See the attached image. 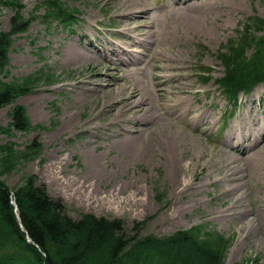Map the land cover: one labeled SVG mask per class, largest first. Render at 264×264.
Returning <instances> with one entry per match:
<instances>
[{"label": "rangeland", "instance_id": "rangeland-1", "mask_svg": "<svg viewBox=\"0 0 264 264\" xmlns=\"http://www.w3.org/2000/svg\"><path fill=\"white\" fill-rule=\"evenodd\" d=\"M41 0H23L22 13L29 16L43 11L35 6ZM70 7L81 12L74 32L55 26L52 35L44 28L41 19H32L27 33L14 37L9 68L12 76L19 78L36 71L47 64L45 71L53 73L52 81L39 82L34 92L19 96L15 103L26 107L32 124H43L29 132H14L8 137L0 133V144L13 142L17 150L35 141L40 147L39 158L20 162L16 169L4 178L10 188L16 186L24 176L35 175L44 183L53 198L61 199L64 212L72 218H79L89 212L108 219H120L125 223L127 233L133 235H168L178 228H187L195 223L209 222L210 226L225 236L234 235L227 255V263L243 257L260 256L264 264V158L256 162L245 155L221 151L219 139L235 124L249 120L258 114L259 131L264 116V84L256 88L250 96L240 97L237 115L229 118L230 105L215 87V83L205 81L199 70L210 68L213 77L223 71L215 51L228 39L236 36L242 20L250 15L264 16L262 0H238L241 8L231 15L218 14L215 23H223V28L204 34L187 31L180 20L171 18L169 27L161 25L163 5L167 0H148L154 10L151 20L155 23L154 35L147 36V43L137 46L128 44L132 53H114L118 58L134 60L143 68L144 81H148L150 65L158 55H166L168 49H175L182 55V65L187 68L191 87L185 95L198 111L213 112L216 122L204 134L193 129L195 115L187 114L173 118L160 107L145 108L139 116L146 123L137 125L132 136L120 134L124 115L108 112V106L99 107L103 99L108 100L106 87L110 77L107 74L109 62L101 56H92L90 50H78L77 44L88 47L93 42L99 47L109 44L116 48L123 40L117 29H106L113 22L110 0H63ZM13 11L0 6V30H6ZM99 19L98 21H96ZM209 19H212L210 17ZM213 20V19H212ZM137 20L135 24L141 25ZM73 33V34H72ZM52 39L54 41H52ZM30 41H33L32 45ZM57 42V43H56ZM54 51L52 47H56ZM206 51L203 54V49ZM44 47L39 53L36 49ZM79 51L77 57L71 51ZM34 50V53L30 52ZM43 57V58H41ZM124 69L121 70L124 73ZM131 89L141 91V79L132 72ZM170 84L166 85L168 90ZM214 95L213 106L209 100ZM197 98V101H196ZM255 105L248 113V101ZM12 105L0 109V124L9 121L8 111ZM220 121L227 122L222 130H216ZM169 120V134L160 128ZM130 122H134L131 119ZM119 124H121L119 126ZM145 137L147 139H145ZM181 137L184 152L179 155L174 146ZM191 138L205 145L190 146ZM216 139V141L214 139ZM135 141L133 145L130 143ZM208 158L210 155H215ZM181 163V171L172 168V161ZM92 158V160H91ZM237 160L234 173L228 174L227 161ZM76 180L84 186L74 190ZM181 182L189 185L184 187ZM97 192L105 196L116 193L120 202L108 204L94 201L88 193ZM162 201L157 196L163 194ZM84 197V200H77ZM85 197L88 199L86 200Z\"/></svg>", "mask_w": 264, "mask_h": 264}, {"label": "trees", "instance_id": "trees-1", "mask_svg": "<svg viewBox=\"0 0 264 264\" xmlns=\"http://www.w3.org/2000/svg\"><path fill=\"white\" fill-rule=\"evenodd\" d=\"M45 5V17L67 21L72 15L70 9L56 0H46ZM25 23L24 18L15 14L9 20L8 30L0 31V109L27 94L34 88L35 81L44 77L40 73L38 78L27 75L6 80L12 76L7 67L12 36L24 31ZM250 28L263 30L264 19L249 17L243 26L242 38L230 41L226 51L221 53L226 66L225 75L220 79L222 84L233 81L242 86L246 83V75L255 76L246 68L249 60L245 53L253 46L258 47V52L264 48V35L257 37ZM259 65L264 66V61H259ZM8 116L6 126L0 125L1 134L11 136L12 131L35 128L21 104L12 105ZM39 152L40 147L35 142L22 150H17L12 142L0 144V264H223L228 242L215 233L202 229L198 232V228H193L162 238L147 236L131 244L120 219L91 213H84L77 219L68 216L61 201L51 197L35 175L24 176L10 189L4 177L20 162L35 159ZM11 191L19 220L11 203ZM163 196L158 195V201L161 202ZM26 235L31 242L26 241Z\"/></svg>", "mask_w": 264, "mask_h": 264}, {"label": "bare ground", "instance_id": "bare-ground-1", "mask_svg": "<svg viewBox=\"0 0 264 264\" xmlns=\"http://www.w3.org/2000/svg\"><path fill=\"white\" fill-rule=\"evenodd\" d=\"M203 1H208V0H167L165 6L170 9L172 7H174L175 4H180L182 6H180L177 10V12L175 13V15L173 16V18H178L185 26L188 27V29L191 32H196L201 30L202 33H209L211 31H213V26L211 24H209L207 22V19L205 18V15L202 13V9L201 6H205L203 4ZM195 2H200V6H196L194 3ZM121 6L124 7V17L121 20V24L123 25V29L129 30L127 27V25L130 22L135 21L136 16L132 15V9L139 11L141 15L140 18L142 19H147V16L150 14L151 12V8H149L148 4L144 2V0H121ZM222 3H225V8L226 9H230L233 10L235 8H237L239 6V4L235 1V0H214L213 4H209L207 3L206 6L207 8L211 9L212 6L216 5L217 9H223L221 6ZM149 24H146L145 27L141 28L142 30H145L146 27H148ZM146 32H149V29L146 30ZM135 38V37H132ZM106 51H103V55L109 59L110 61V67L108 69V73L109 75L111 74H117L118 68L116 66H119L120 64L116 61V54L112 51H115L116 48L110 47L107 44L105 46ZM122 49V48H121ZM124 50H122L123 52ZM128 53H132V49H128L127 50ZM72 55L77 57L79 55V51L75 48L72 49L71 51ZM179 64V58H176L175 60H172L170 62V70L171 71H175V81L173 84V87L177 90H175V93L171 96V97H167L166 101H167V107L175 112L176 114H183L185 113L187 110L190 109L191 106V101H189L187 98H184L182 96L181 93H183V88H184V77H187V74L185 73V69L182 66H178ZM158 76V73H155L154 76L151 75V77L149 78L148 81V89L150 92L154 91V90H159L161 93V96L163 95V88H157V87H161V84L156 83V81H160V78H156ZM120 75L117 76V80L120 79L119 78ZM107 90H113L115 93H120L123 95V97L118 101V102H111L109 104V111H116L118 108H123V110L125 112H135L137 110H139L142 106V103H140V105L138 107L135 108V106L132 104V102L135 100V94L133 92L130 91L129 86H127V84H122V86H117V82H112L110 81L108 83V86L106 88ZM107 102V100L104 103H99V107H102L105 103ZM202 116H207L204 113H201V115L197 118V121L199 122L202 118ZM175 117H177V115H175ZM264 121V118L262 119ZM249 122V120H248ZM203 122L199 123V127H203ZM245 126L246 124H244L242 126L241 129H238L236 126H234V128L228 132V134L226 135V137L222 140V146L227 149V151L231 152V150L233 149L232 147L235 146H239L241 147V149L243 150V152H248L250 149H258L259 144L261 141L264 140V137L260 140H254V142L250 145V148H247L245 146V142H248L249 140H251V138L254 136V134H248V135H244V131H245ZM262 128H264V123L262 125ZM252 129V127H247V130ZM255 131H258L259 129L257 127L254 128ZM160 131L164 132V134H169L171 131V128L167 125V123H165L163 125L162 128H160ZM135 132H137L136 129L134 128H126V127H122L120 134H122L123 136L126 137H130L132 136ZM244 135V137H243ZM243 137V141L239 144V145H233L232 146V140L233 138H241ZM188 138V144L191 146H196L199 144L198 141H195L194 139L191 138V141L189 142V137ZM175 151L179 154L182 155L184 152V147L181 144V137H179L177 139V144L174 146ZM92 160V158H91ZM227 169H228V174H233L234 173V166L233 165H226ZM172 168L178 169L179 171H181V163L177 162V161H172ZM70 185L74 186V190L78 191L80 190L84 184L82 181L76 180L74 183H70ZM182 186L186 187L189 184L187 182H181ZM90 196H92L94 201H98V202H102L104 201L108 207V204H112V203H122L120 202V196L116 193H112V194H107L105 196H98L97 192L95 191H91L88 193ZM85 199L87 200L88 197ZM82 200H84V197L77 200L78 202H81Z\"/></svg>", "mask_w": 264, "mask_h": 264}]
</instances>
